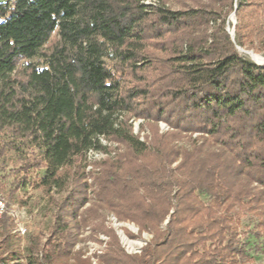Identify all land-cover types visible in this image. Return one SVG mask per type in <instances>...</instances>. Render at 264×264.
Wrapping results in <instances>:
<instances>
[{"label":"trees","instance_id":"1","mask_svg":"<svg viewBox=\"0 0 264 264\" xmlns=\"http://www.w3.org/2000/svg\"><path fill=\"white\" fill-rule=\"evenodd\" d=\"M173 3L0 0V194L31 185L54 208L24 254L0 217V264H93L74 251L88 225L110 236L98 264L250 258L240 221L264 234V66L237 45H264V0ZM91 150L107 157L87 171ZM105 213L151 240L127 252Z\"/></svg>","mask_w":264,"mask_h":264},{"label":"rangeland","instance_id":"2","mask_svg":"<svg viewBox=\"0 0 264 264\" xmlns=\"http://www.w3.org/2000/svg\"><path fill=\"white\" fill-rule=\"evenodd\" d=\"M153 1L156 2V0H147V2ZM184 2L188 3L189 0H174L173 6L175 8L180 7L184 4ZM237 3L238 0H235V5H237ZM234 11L229 13V15L227 16L226 29L230 35L231 33L233 34L235 39L238 19L236 17V14L233 15ZM233 16L234 19H232ZM255 44L256 48L241 47L245 50L254 51L257 54H261L264 56V45H261V43H259L258 38L256 39ZM238 51L242 56L250 59L247 55L243 54L240 49H238ZM37 60L38 58L22 60L21 64L23 65L29 61ZM131 121L134 126V131L136 133H139L140 124L143 122V119L138 118L132 119ZM159 128L161 131H166L169 129V126L164 121H160ZM145 133L150 134V131L146 130L145 132H142V138L144 137ZM103 143L110 146L112 151L111 155L114 156L115 147H117V144L115 142H109L107 140H103ZM106 157L107 154L102 151H90L87 155V159L89 162L87 171L97 168L96 163H99ZM16 159L17 155L13 152H10L8 155L7 163L9 168L13 167V165L16 163ZM7 194L8 192L5 193L6 196ZM17 195L18 198L14 197L12 199H9L8 196L4 198L6 199L9 206L8 214L15 221V226L12 230V233L16 234L17 237L16 249L24 254L26 253L25 249L29 243V237L32 234H37L40 232L47 233L49 231L54 221V208L50 203L49 198L40 188H35L31 185H28L27 187L20 189ZM20 199H23L26 202L22 204L19 201ZM87 205H89V203H87ZM105 222L109 228L115 230L121 244L126 249V251L131 254L140 253L142 251V248L152 238V235L148 232L144 231L141 233L139 227L135 223L130 221H119L114 213H105ZM21 225L27 227V232L25 235H20L17 232L18 227ZM240 228L242 231L241 239L243 241V244L246 246L250 257L242 264H264V234H261L259 236L255 234L256 231H258L259 226L253 219L251 213H246L242 217L240 221ZM131 234L135 236H131ZM109 240V235L102 232L93 233V227L91 225H88L81 230L79 240L74 247V251L81 250L84 257H89L93 264H98L99 256L106 250ZM73 262L74 261L72 259L70 261V264H73Z\"/></svg>","mask_w":264,"mask_h":264},{"label":"built area","instance_id":"3","mask_svg":"<svg viewBox=\"0 0 264 264\" xmlns=\"http://www.w3.org/2000/svg\"><path fill=\"white\" fill-rule=\"evenodd\" d=\"M8 212H9L8 203H7L6 199L0 194V217L2 215H4L5 213H8ZM17 232L20 235H25L27 232V227L21 225L18 227Z\"/></svg>","mask_w":264,"mask_h":264},{"label":"bare ground","instance_id":"4","mask_svg":"<svg viewBox=\"0 0 264 264\" xmlns=\"http://www.w3.org/2000/svg\"><path fill=\"white\" fill-rule=\"evenodd\" d=\"M232 19H234V16H233ZM232 19H231V21H232ZM240 51L243 54L247 55L251 60H253V61H255V62L259 63V64H264V56L263 55L257 54L254 51L245 50L242 47H240Z\"/></svg>","mask_w":264,"mask_h":264},{"label":"water","instance_id":"5","mask_svg":"<svg viewBox=\"0 0 264 264\" xmlns=\"http://www.w3.org/2000/svg\"><path fill=\"white\" fill-rule=\"evenodd\" d=\"M236 8H237V5H235V9H236ZM233 15H235V11L233 12ZM231 35H232V39L235 40V39H234V36H233L232 33H231ZM240 47H241V46L237 45V48H238V49H240ZM256 63H257V62H256ZM257 64H258V65H261V66H264V64H259V63H257Z\"/></svg>","mask_w":264,"mask_h":264}]
</instances>
